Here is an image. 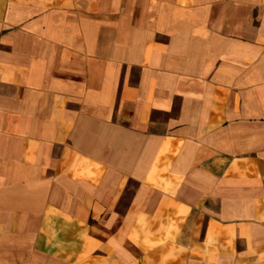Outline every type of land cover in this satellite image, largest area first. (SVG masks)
Segmentation results:
<instances>
[{
	"label": "crops",
	"instance_id": "obj_1",
	"mask_svg": "<svg viewBox=\"0 0 264 264\" xmlns=\"http://www.w3.org/2000/svg\"><path fill=\"white\" fill-rule=\"evenodd\" d=\"M0 264H264V0H0Z\"/></svg>",
	"mask_w": 264,
	"mask_h": 264
}]
</instances>
